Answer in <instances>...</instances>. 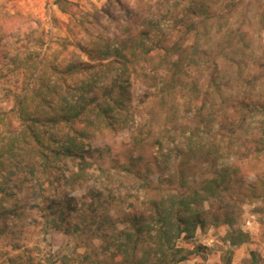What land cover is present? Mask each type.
<instances>
[{"label":"rangeland","instance_id":"1","mask_svg":"<svg viewBox=\"0 0 264 264\" xmlns=\"http://www.w3.org/2000/svg\"><path fill=\"white\" fill-rule=\"evenodd\" d=\"M173 44L187 51L171 79ZM19 101L43 121L66 101L85 103L77 124L89 134L43 193L45 177L6 156L0 264H130L122 220L152 218L151 199L223 168L230 176L198 205L209 224L175 241L181 264H264V0H0L2 144L19 128ZM99 104L108 116L97 117ZM45 124L59 140L67 130ZM28 151L21 164L40 163ZM225 218L248 240L230 246ZM153 233L135 253L141 264L172 258L150 253Z\"/></svg>","mask_w":264,"mask_h":264},{"label":"trees","instance_id":"2","mask_svg":"<svg viewBox=\"0 0 264 264\" xmlns=\"http://www.w3.org/2000/svg\"><path fill=\"white\" fill-rule=\"evenodd\" d=\"M190 29L193 30L194 26ZM186 33H188L187 30ZM185 51H187V49L183 44H173L164 49L165 60H170L171 53L177 55L176 59L170 61V65H172L170 68L171 79H173L176 73L180 71V64H182L181 59L184 57L183 53ZM120 88L123 89V86H120ZM109 94L110 92L103 94V98L106 99L107 97H110ZM43 103L44 104L41 105L43 109H47L48 107L50 110L55 109L52 102L45 98V96L43 98ZM98 107L97 110L93 108V110L95 109L97 117L98 115L102 117L108 116V113H110L108 107L101 104H99ZM18 109V116L21 120L19 128L11 130L8 138L3 144L0 142V171L5 172L6 167L10 166L13 162L18 167L24 165L23 167L28 170L31 179L34 178L37 180L38 175L42 174L43 177H45V180L40 181L37 190L43 193L48 188L47 184L52 183L55 179L54 174L60 168L59 162L64 163L66 160L72 159L76 155V151L84 150L82 138L84 135H88L89 132L77 123L85 112L89 111V109L86 108L85 103L83 105L77 102L71 103L70 101H66L61 108L63 110L62 113L55 112L54 114L53 112L48 116L43 113L45 121L38 116H32L28 110L23 107L20 101ZM36 111V113L40 112L39 109ZM90 111L92 112V109H90ZM40 113L42 114V112ZM60 122L62 123L60 124ZM45 123H48L47 125L55 126L57 124L59 127H61L60 125L67 127V130L63 131V135L61 136L62 139L60 138L61 140H59L56 138L52 132L46 134L50 130H46ZM258 136L260 137L261 142H264V126H261V132ZM26 146H28L29 149H26ZM28 150L31 151L32 158L38 157L40 159V163L29 160L25 164H21V154ZM17 154L20 160H5V158H7L6 156H8L9 159H13L14 157L17 158ZM178 166L183 168L181 162L178 163ZM126 169H129V167L126 166ZM216 172L215 177H211L207 180L202 178L198 182L196 181V184L198 183V185L195 184V186H198L197 189L188 188L187 184H185L186 181L181 180L180 186L185 189L183 192L182 190H176L175 194L167 199H151L154 217L145 218L142 215L133 213L128 220L127 218L122 220V222L126 223L127 228L120 230V233H122L120 234V237H122L121 235H124L126 245H128L129 252L126 253L125 257L130 258V264H141V260L136 258L135 253L138 250V246L145 243L143 233L149 234L151 231H154V233L150 234V239L153 241V248L151 247V244L149 246L150 253L155 255L161 254L163 256H166L167 253L171 254L170 256H172V258H170L167 263H164L165 260L163 258L159 260L161 262L160 264H181L186 258V255L181 253L183 248L175 245L176 239L182 234L185 239H189L195 235L197 226L203 228L205 225L209 224V222L205 221V218L202 215L204 212L198 208V205L202 200L214 197L222 187L221 183L224 176H230V174H228L229 172L224 168L223 173L218 170H216ZM138 173H140V171H138ZM40 179L41 178H38V180ZM9 180V173H7L6 177L3 174L0 178V199L3 198V194H6L4 184ZM258 183L250 184L252 192L258 190ZM262 184L263 183H261V185ZM187 189L189 190L187 191ZM260 194L261 193L258 192L257 197H260ZM262 196L264 197V194ZM55 209L59 215L64 213L62 207L56 206ZM7 211V207L0 202V217ZM153 218L155 225L153 224L152 227L151 222L153 221ZM96 222V218H93L92 224H95ZM158 222L160 223L159 225H157ZM225 222L231 226L226 234V242L230 246H238L248 240V235L243 232L239 226L232 227L233 220L225 218ZM117 251L121 252L119 248ZM125 252L124 250L122 251L123 254ZM151 264L155 263L152 262ZM224 264L232 263L230 262V259L225 258Z\"/></svg>","mask_w":264,"mask_h":264}]
</instances>
